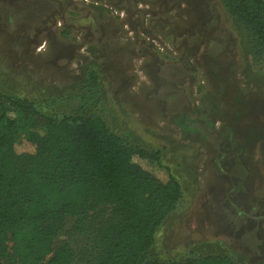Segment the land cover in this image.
Here are the masks:
<instances>
[{"label": "rangeland", "instance_id": "obj_1", "mask_svg": "<svg viewBox=\"0 0 264 264\" xmlns=\"http://www.w3.org/2000/svg\"><path fill=\"white\" fill-rule=\"evenodd\" d=\"M90 71L100 83L83 107ZM0 93L52 115L96 110L134 145L162 151L183 197L152 258L264 264V60L223 0H0ZM3 110L28 150L35 117ZM74 222L54 247L68 240L74 262L89 264L95 249Z\"/></svg>", "mask_w": 264, "mask_h": 264}, {"label": "trees", "instance_id": "obj_2", "mask_svg": "<svg viewBox=\"0 0 264 264\" xmlns=\"http://www.w3.org/2000/svg\"><path fill=\"white\" fill-rule=\"evenodd\" d=\"M223 2L244 29L252 56L264 60V0ZM99 83L90 71L83 107L96 98ZM4 106L35 120L29 149L20 150L16 120L0 112V264H77L68 240L54 247L68 218L95 249L89 264H238L228 255L196 252L152 258L159 227L183 197L161 150L134 145L96 110L52 115L27 98L0 93Z\"/></svg>", "mask_w": 264, "mask_h": 264}]
</instances>
